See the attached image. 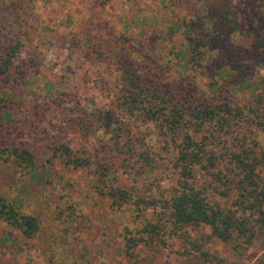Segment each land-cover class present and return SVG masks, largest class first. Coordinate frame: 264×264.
<instances>
[{"label":"rangeland","instance_id":"rangeland-1","mask_svg":"<svg viewBox=\"0 0 264 264\" xmlns=\"http://www.w3.org/2000/svg\"><path fill=\"white\" fill-rule=\"evenodd\" d=\"M215 12L236 31L224 30L223 47L209 51L193 22L209 28L206 13ZM189 38L203 43L201 67L186 57ZM5 59L12 63L0 79L8 101L0 197L40 229L26 238L0 218V264H264V229L251 241L246 234L225 243L209 237V227L173 232L163 212L146 207L178 189L175 152L152 122L121 105L128 71L182 108L216 97L248 113L264 95V0H0V65ZM250 115L227 145L264 155V132ZM15 147L31 152L34 164L16 159ZM205 185L210 206L236 211L225 189ZM111 188L141 204H115ZM148 222L164 225L152 241Z\"/></svg>","mask_w":264,"mask_h":264},{"label":"trees","instance_id":"trees-1","mask_svg":"<svg viewBox=\"0 0 264 264\" xmlns=\"http://www.w3.org/2000/svg\"><path fill=\"white\" fill-rule=\"evenodd\" d=\"M192 15L200 16L198 13ZM206 15H208L207 23H210L209 28L205 29L199 19L193 24L195 27L199 25L203 38L208 39L209 48L207 46L206 48L209 51H217L223 47L220 36L224 30L229 28L231 32L236 30L226 16L221 17L220 12L206 13ZM217 30L219 32L215 34ZM189 46L186 57L191 58L192 63L201 67L202 63L196 55H201L199 47H203V43L200 44L189 38ZM11 63L10 59H5L1 63L0 79L1 75L8 71ZM220 70V73H223V69ZM142 79L143 77H137L128 71L123 73L126 89L123 90L121 105L123 109L139 117H146L158 133L166 138V142L175 152V166L180 177L175 194L164 199L161 206L154 200L155 198L144 201L152 202L146 207L151 205L163 212L166 222L176 233L189 228L209 227L211 230L209 237L212 236L225 243L239 241L246 234H249L248 240H253L264 229V176L262 175L264 173L260 169L264 168V155L255 154L247 148L233 150L227 144L234 126L240 122H247L250 114L253 115L252 123L264 132V95H259L251 103L248 113L244 108L234 109L229 104L222 103L219 98L217 100L216 97L205 99L194 109H185L178 103L171 104L170 99L167 98L168 94L161 89L145 86ZM7 104V99L0 93V119ZM82 122L85 126H89L88 115L82 118ZM131 143L133 146L137 144ZM132 145L125 143L124 147L132 151ZM13 156L27 166H32L35 161L33 154L26 149L13 148ZM142 157L148 158L146 153ZM201 175L206 176L202 178ZM207 177L209 179H206ZM208 180L216 184L215 188L225 189L220 194L235 198L237 206L235 212L226 213L221 207H212L208 204L204 195ZM108 195L115 204L133 203L137 207L141 204V201L134 200L136 198L134 194L126 190L111 188ZM240 212L243 214L249 212L251 217L239 220L237 214ZM253 217L254 223L249 221ZM0 218L18 229L26 238L34 237L40 229L36 217L23 214L3 197H0ZM163 226L148 222L144 226L145 239L152 241L154 237H159ZM235 232H237L236 236H234ZM193 246L195 250H201L203 245L199 241H193Z\"/></svg>","mask_w":264,"mask_h":264}]
</instances>
